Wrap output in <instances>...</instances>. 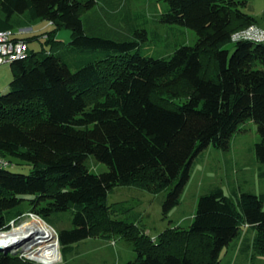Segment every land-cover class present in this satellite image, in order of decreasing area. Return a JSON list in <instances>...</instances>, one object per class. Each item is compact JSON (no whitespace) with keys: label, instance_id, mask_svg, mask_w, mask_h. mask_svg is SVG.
I'll use <instances>...</instances> for the list:
<instances>
[{"label":"trees","instance_id":"16d2710c","mask_svg":"<svg viewBox=\"0 0 264 264\" xmlns=\"http://www.w3.org/2000/svg\"><path fill=\"white\" fill-rule=\"evenodd\" d=\"M164 1L161 21L198 37L167 57L128 38L88 34L82 15L96 0H0V32L53 27L17 35L29 52L11 64L10 90L0 93V154L32 166L29 174L13 172L16 164L0 169V231L20 222L26 205L54 228L65 219L72 224L58 231L64 261L82 241L122 238L137 253L125 264H221L244 227L256 230L252 247L264 256V193L238 192L232 179L236 201L213 186L189 226H169L157 237L114 218L120 209L108 205L118 186L169 190L167 218L181 205L200 154L210 146L230 153L250 122L260 135L252 151L264 165V43L233 41L258 25L242 10L247 2ZM65 28L68 43L58 39ZM43 39L41 50L30 47ZM90 156L108 170L93 173ZM0 264L37 263L2 250Z\"/></svg>","mask_w":264,"mask_h":264},{"label":"rangeland","instance_id":"374dc122","mask_svg":"<svg viewBox=\"0 0 264 264\" xmlns=\"http://www.w3.org/2000/svg\"><path fill=\"white\" fill-rule=\"evenodd\" d=\"M96 5L83 13L88 34H96L110 37L115 40L128 38L138 41L152 56H170L176 49L187 45L194 46L197 43V34L194 30L178 26L168 25L161 21V17L168 12L169 5L164 0H96ZM246 1L247 5L242 10L253 16L259 28L264 29V0H240ZM53 29L47 22H41L31 30L22 29L23 36H31L36 33L48 32ZM72 32L69 29H62L58 32V39L68 43L71 41ZM143 38H145L143 40ZM43 41H34L30 47L36 51L41 50L45 45ZM235 44L230 43L227 49L234 51ZM13 79L12 67L10 64L0 66V93L4 94L10 90V83ZM246 132L238 139L236 138L230 153L210 146L205 149L196 160L192 168V175L185 186L181 205L173 209L166 218L163 214V204L168 197L169 190L159 194H153L146 189L137 186H118L108 195V205H117L120 211L113 215L114 218L125 220L129 223H136L146 229L151 236L157 237L169 226L179 224L189 226L198 207L201 195L208 192L213 186L222 187L226 194L236 201L230 181L238 192L252 191L256 194L264 193V165L260 164L253 146L260 140L258 127L254 122L247 124ZM231 159V162L228 161ZM12 160V159H11ZM15 162L16 167L11 169L15 173L29 174L32 166L27 163ZM89 169L96 174L108 170L105 164L97 162L90 156L86 162ZM25 214L19 223L12 221L11 233L14 229L21 227L24 223L32 224L35 220L46 223L54 229L58 242V250L51 262L52 254L41 253V246L51 243L43 239V235L31 231L25 240L4 248L11 253L19 252L37 264H125L134 261L137 253L131 243L122 238L112 240L102 238H90L74 245V251L64 261L58 239V231L70 229L72 224L66 219L54 228L37 215L28 212V206L24 205ZM256 230L247 227L243 228L242 237L225 248L222 253L221 264H264V256L256 254L252 247ZM53 240V239H52ZM249 249L245 251V245Z\"/></svg>","mask_w":264,"mask_h":264},{"label":"built area","instance_id":"2783aa9c","mask_svg":"<svg viewBox=\"0 0 264 264\" xmlns=\"http://www.w3.org/2000/svg\"><path fill=\"white\" fill-rule=\"evenodd\" d=\"M19 34H22V32L12 30L0 32V66L4 64L11 65L28 55L29 46L23 40L17 39ZM241 39L264 43V29L254 25L233 36V41ZM14 165L15 163L11 159L0 154V169L12 168ZM6 234H8L6 231H0V238L5 237Z\"/></svg>","mask_w":264,"mask_h":264},{"label":"bare ground","instance_id":"6f19581e","mask_svg":"<svg viewBox=\"0 0 264 264\" xmlns=\"http://www.w3.org/2000/svg\"><path fill=\"white\" fill-rule=\"evenodd\" d=\"M15 231H12L11 233H8L5 235V237L0 238V246L2 247H10L13 242L16 240H21L22 237H24L22 240H25L28 237V233H31V231H36V233H40L43 235V239H47L51 241L49 245L41 246V253H50L52 254L51 262L54 261V257L57 253H59L58 250V242L55 236L54 229H51L46 223L40 220H35L34 223H24L21 227L14 229ZM53 239V240H52Z\"/></svg>","mask_w":264,"mask_h":264},{"label":"water","instance_id":"95a60500","mask_svg":"<svg viewBox=\"0 0 264 264\" xmlns=\"http://www.w3.org/2000/svg\"><path fill=\"white\" fill-rule=\"evenodd\" d=\"M19 242H20L19 240H16L15 242H13V244H17ZM2 250H3V247H0V251H2Z\"/></svg>","mask_w":264,"mask_h":264},{"label":"crops","instance_id":"0c3cea01","mask_svg":"<svg viewBox=\"0 0 264 264\" xmlns=\"http://www.w3.org/2000/svg\"><path fill=\"white\" fill-rule=\"evenodd\" d=\"M21 30H22V29H21ZM25 30H28V31H29V30H31V28H26ZM21 32H22V31H21ZM22 34H23V32H22ZM22 34H20V35H22Z\"/></svg>","mask_w":264,"mask_h":264}]
</instances>
